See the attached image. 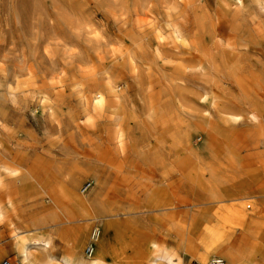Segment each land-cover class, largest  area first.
Listing matches in <instances>:
<instances>
[{
	"label": "rangeland",
	"instance_id": "rangeland-1",
	"mask_svg": "<svg viewBox=\"0 0 264 264\" xmlns=\"http://www.w3.org/2000/svg\"><path fill=\"white\" fill-rule=\"evenodd\" d=\"M232 6L231 0H0V124L9 129L0 128L4 158L23 167L34 159V185L47 172L80 181L79 189L86 182L92 188L97 178L103 205L116 211L105 220L124 240L155 241L180 253L184 264H197L188 249L202 238L201 225L192 240L185 237L193 218L246 203L245 211L254 205L255 218L264 220L263 183L250 184L244 201H196L204 195L194 170L225 187L232 176L247 182L264 176V157L250 151L259 146V129L246 120L237 88L225 84L224 93L200 72V44L231 43L214 48L218 67L225 72L232 62L234 73L258 92L264 126V11L251 0L244 9ZM193 18H204L202 28ZM0 181L13 194V179ZM150 200L172 207L151 208ZM39 202L34 195V202L4 210L0 262L18 264L14 235L30 232L26 222L48 212ZM86 223L88 235L93 226ZM64 251L55 242L51 253Z\"/></svg>",
	"mask_w": 264,
	"mask_h": 264
},
{
	"label": "bare ground",
	"instance_id": "bare-ground-1",
	"mask_svg": "<svg viewBox=\"0 0 264 264\" xmlns=\"http://www.w3.org/2000/svg\"><path fill=\"white\" fill-rule=\"evenodd\" d=\"M231 1L237 8L244 9L245 0ZM251 1L255 2L259 7L264 6V0ZM233 10L237 13V9ZM203 19L193 18L194 27L198 30L202 28L200 26L203 24ZM250 32L256 33V30L252 28ZM203 33L205 32L203 31ZM178 37L181 38L179 34ZM216 39L218 41L212 42L213 49L212 47L209 49L203 48L202 44L199 46L198 51L204 65L201 68L202 70H200L202 74H200L205 83L224 91V93L227 90L226 85H235L242 104L246 105L243 109L246 120L259 129V146H254L250 150L252 151L251 155L259 158L264 157V126L260 123L261 111L263 110L262 99L254 88L243 83L234 73L232 62L227 66L225 72L220 71L214 50L220 46L232 48V44L223 43L219 38ZM182 43H184L183 40ZM235 52L237 53V51ZM196 69L198 68L196 67ZM206 95L203 97H206ZM215 98V96H212V102ZM218 112L216 110V116L221 114ZM185 138H187L186 135L181 137V139ZM202 145L204 149L210 152V147L207 146L206 142L202 143ZM4 154L0 151V180L11 178L15 182V186L13 191L11 190L12 194L9 190H5L0 181V194H2V197L5 196L3 203L0 202V218L5 209H17L21 201L34 202V195L39 196V205L41 207H45V203L49 206L46 214L34 216V218L26 222L25 228H32L30 232H23L25 235L15 232L14 251L18 264H184L180 253L172 251L155 241H146L139 246L134 243V240H124L122 233H120L113 222L105 220L114 217L116 211L111 206L103 205L102 201L104 199L100 198L97 191V178L94 177L92 179V184L94 183L92 188L90 187L91 182H86L79 189L80 181L78 182L74 178L63 181L56 174L47 172L45 173V178L43 180L37 179L38 184L34 185V180H36V173L33 168L34 159L23 167V164L9 160L10 158L7 161L8 157L5 159L6 154ZM7 154L9 155V153ZM194 171L196 188L204 195L203 198L196 200L199 202L244 201L250 198L249 196H244L246 188L250 184H264V176L262 179L255 176L249 182L243 177L232 176L230 187H225L212 182L210 179L202 180V176L200 177L199 173L196 170ZM261 193L264 194V190ZM149 203L151 208L170 207L172 205V202H156L153 200H150ZM246 205V203H240L237 206L228 205L221 207V210L215 215L205 216L201 221L197 218L191 220L185 236L188 241L194 237L195 224L201 225L200 234L202 238L188 249V252L196 259L197 264H208L214 256L222 258L224 264H264V220L260 221L255 218L254 214L258 211L257 207L253 205L250 211H245L244 208L247 209ZM25 207L27 208V205ZM88 221H91L93 227L87 235L89 225L86 222ZM14 230L18 231V228ZM179 230H181L179 232L180 237H183L185 235L183 234L184 231L181 228ZM84 240L86 241V247L82 250ZM55 242H59L63 250L67 251L66 256L56 257L51 253L52 249L55 248ZM85 250L87 253H84Z\"/></svg>",
	"mask_w": 264,
	"mask_h": 264
},
{
	"label": "built area",
	"instance_id": "built-area-1",
	"mask_svg": "<svg viewBox=\"0 0 264 264\" xmlns=\"http://www.w3.org/2000/svg\"><path fill=\"white\" fill-rule=\"evenodd\" d=\"M247 209H249V205L247 206ZM0 264H13L11 263L9 260L4 259L0 262ZM208 264H224V261L222 258L219 257H213L210 259V261L208 262Z\"/></svg>",
	"mask_w": 264,
	"mask_h": 264
},
{
	"label": "clouds",
	"instance_id": "clouds-1",
	"mask_svg": "<svg viewBox=\"0 0 264 264\" xmlns=\"http://www.w3.org/2000/svg\"><path fill=\"white\" fill-rule=\"evenodd\" d=\"M261 10L264 11V6H262ZM0 128H3L4 131H9V129L7 128V126L4 125V124H0Z\"/></svg>",
	"mask_w": 264,
	"mask_h": 264
}]
</instances>
